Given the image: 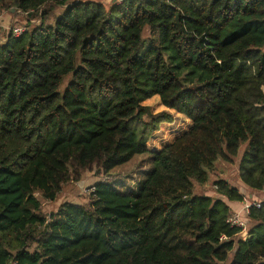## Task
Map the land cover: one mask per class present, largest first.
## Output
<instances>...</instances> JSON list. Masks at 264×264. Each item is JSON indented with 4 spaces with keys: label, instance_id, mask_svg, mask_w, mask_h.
<instances>
[{
    "label": "trees",
    "instance_id": "trees-1",
    "mask_svg": "<svg viewBox=\"0 0 264 264\" xmlns=\"http://www.w3.org/2000/svg\"><path fill=\"white\" fill-rule=\"evenodd\" d=\"M12 8L27 26L0 43V264H224L233 249L227 264H264V204L243 240L226 222L240 186L195 191L220 163L264 190V0H0ZM156 95L191 127L150 153L171 120L143 104ZM143 154L135 190L100 179L42 210Z\"/></svg>",
    "mask_w": 264,
    "mask_h": 264
},
{
    "label": "rangeland",
    "instance_id": "rangeland-1",
    "mask_svg": "<svg viewBox=\"0 0 264 264\" xmlns=\"http://www.w3.org/2000/svg\"><path fill=\"white\" fill-rule=\"evenodd\" d=\"M81 1H89V0H81ZM94 1L104 4L106 8H108L114 2V0H94ZM65 6L66 5L56 9L55 14L58 13L61 14L65 9ZM2 12H4V16H8L10 18L9 24L6 25L7 28H10L12 26H20V25L25 27L27 26V22L25 23L23 15L13 16L11 15L12 13H9L10 12L9 10H4L1 11L0 13ZM35 19L37 20L38 23L40 22L39 18H35ZM30 24H37V23H30ZM30 27L31 26H29V28ZM7 28H3L0 26V43L5 41L6 37L8 36ZM70 79H71V74H67L63 77L62 82L57 90L58 93L61 94L63 92ZM143 104L149 106L150 110L153 113L166 111L171 117L170 121L159 123L157 130L151 134L147 142V148L150 153L159 152L163 147L171 144L176 138L183 135L185 132H187L190 129L191 121L188 118H186L184 115L177 113L172 109L165 108L161 104L160 99L157 95L144 101ZM242 149L243 147L241 148L239 154H241ZM149 168H150L149 155L143 154V155L135 156L129 162L115 167L107 177H98L93 173H84L82 174V177L80 179L83 182L82 186H79L78 182L69 183L63 188L62 192L58 195V199L55 202L43 201L42 210L45 213L52 212L58 207L60 203L64 201L84 203L87 192L92 187V185L100 179L101 181H109L113 183L121 190H135L141 183L143 175L149 170ZM217 178L226 179L232 185H235L237 187L242 186L241 181L239 179L237 166L235 164L220 163L218 165V171L217 172L214 171L210 174L209 181L204 186L199 187L198 185H196L195 191L197 193H202L205 195H217L216 197H220L218 194H216L217 189L216 187H214L215 186L214 182ZM258 195L261 197V194L258 193ZM221 198L225 199L224 197ZM233 207L237 209L240 208L237 202L233 204ZM233 254H234V249L228 253L225 262L226 264L231 261Z\"/></svg>",
    "mask_w": 264,
    "mask_h": 264
},
{
    "label": "built area",
    "instance_id": "built-area-1",
    "mask_svg": "<svg viewBox=\"0 0 264 264\" xmlns=\"http://www.w3.org/2000/svg\"><path fill=\"white\" fill-rule=\"evenodd\" d=\"M79 1V0H77ZM76 1V2H77ZM118 3L122 2V0H117ZM41 9L39 10V12ZM20 14L26 15L24 12L18 10L17 11ZM4 12L0 13V20L3 18ZM31 22L38 23L36 19H32ZM3 28H7V26H3ZM8 32L7 35H12L13 37H18L22 35L26 31L25 26H12L10 28H7ZM264 104V102H263ZM216 187V186H214ZM259 192H250V193H244L242 191L239 192L240 195V209L237 212H234L233 215H231L227 219V224L232 228L239 229V238L245 240L248 236V223L247 218L250 214L251 208H259L262 204H264V190L261 191V197L258 195ZM227 240V237L225 235H221L219 237L220 242H224ZM15 264V263H14Z\"/></svg>",
    "mask_w": 264,
    "mask_h": 264
},
{
    "label": "crops",
    "instance_id": "crops-1",
    "mask_svg": "<svg viewBox=\"0 0 264 264\" xmlns=\"http://www.w3.org/2000/svg\"><path fill=\"white\" fill-rule=\"evenodd\" d=\"M9 21H10V18L8 17V16H3V18L0 20V26L1 27H3V26H6V25H8L9 24ZM240 188H241V190L243 191V192H248V193H250V192H252V191H249V190H246L245 188H243V186H240ZM235 202H237L238 203V205L240 206V203H239V201H231L230 203H229V206L231 207V209L234 211V212H237V211H239V209L240 208H234L233 207V204H235ZM237 209V210H236Z\"/></svg>",
    "mask_w": 264,
    "mask_h": 264
},
{
    "label": "water",
    "instance_id": "water-1",
    "mask_svg": "<svg viewBox=\"0 0 264 264\" xmlns=\"http://www.w3.org/2000/svg\"><path fill=\"white\" fill-rule=\"evenodd\" d=\"M10 12L13 13V12H14V9L12 8V9L10 10ZM78 185H79V186H82V185H83V182H82L81 180L78 181Z\"/></svg>",
    "mask_w": 264,
    "mask_h": 264
}]
</instances>
